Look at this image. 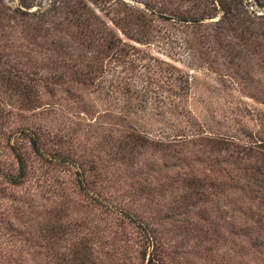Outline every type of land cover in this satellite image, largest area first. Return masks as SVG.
Wrapping results in <instances>:
<instances>
[{
    "label": "rangeland",
    "instance_id": "obj_1",
    "mask_svg": "<svg viewBox=\"0 0 264 264\" xmlns=\"http://www.w3.org/2000/svg\"><path fill=\"white\" fill-rule=\"evenodd\" d=\"M209 1L0 0V264H264V0Z\"/></svg>",
    "mask_w": 264,
    "mask_h": 264
},
{
    "label": "trees",
    "instance_id": "obj_2",
    "mask_svg": "<svg viewBox=\"0 0 264 264\" xmlns=\"http://www.w3.org/2000/svg\"><path fill=\"white\" fill-rule=\"evenodd\" d=\"M209 3H210L209 5L208 4L204 5L201 12H195L191 17L186 18L185 20H187V21L190 20L192 22H200L205 17H214L219 13V17L216 18L215 20H213L214 24H213V26H211V29L214 31L223 32L225 30V28L229 29V27H228L229 22L238 18L237 16L240 14L237 0H210ZM196 6L198 7V5H196ZM118 26H120V25L118 24ZM120 27L124 28L122 26H120ZM245 30L249 31L250 27L246 26ZM122 32L125 33L128 37H131V35L129 36L130 33L128 31L125 30ZM115 38H116V40H115ZM110 40L111 41H109L110 42L109 44L111 45V48L116 50L114 47L117 45V41H119V37H113V38L111 37ZM120 49L123 50L124 48L121 46ZM161 61H162V63L169 65L168 67H173V68H177L178 70H181L180 68L176 67V65L171 64L168 61H163V60H161ZM101 69L102 68L99 67L98 64L93 66L94 72L97 70H99L98 72H100ZM174 84H176V83L174 82ZM32 142H33L34 150L38 151L39 148H38L36 142L35 141H32ZM256 144L258 146H260V148H262V151H264V140L259 138L257 140ZM17 159H18V163L20 166L18 176H22L24 174V167H25L24 158L20 153H17ZM262 180H263V178H261V181Z\"/></svg>",
    "mask_w": 264,
    "mask_h": 264
}]
</instances>
